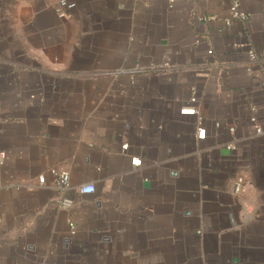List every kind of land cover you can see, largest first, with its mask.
<instances>
[{
	"label": "crops",
	"instance_id": "1",
	"mask_svg": "<svg viewBox=\"0 0 264 264\" xmlns=\"http://www.w3.org/2000/svg\"><path fill=\"white\" fill-rule=\"evenodd\" d=\"M59 1L0 0V264H264V0Z\"/></svg>",
	"mask_w": 264,
	"mask_h": 264
},
{
	"label": "built area",
	"instance_id": "2",
	"mask_svg": "<svg viewBox=\"0 0 264 264\" xmlns=\"http://www.w3.org/2000/svg\"><path fill=\"white\" fill-rule=\"evenodd\" d=\"M74 8H75V5L70 4V3L66 2L65 0H61L57 3L55 11L58 14V16L63 19L66 17L67 13L69 11L73 10ZM231 12H232L231 19H237V20H246L247 19L246 14L239 10L237 3L233 4ZM227 24H230V22L227 21ZM248 59H249V62L251 64L258 62V56L254 52V50H251L248 52ZM131 83L134 84L133 81ZM262 87L264 89V81L262 83ZM191 102L194 104L196 102V99L192 98ZM183 112L187 113V114H191V115L200 119V113L196 107L185 109ZM251 123L254 126V135L257 137L264 136V123L258 124L255 117L251 118ZM216 126H220V124L217 123ZM233 131H234V129L231 128L230 132H233ZM196 137H197V140L204 141L206 138V129L202 126L199 127L197 130V133H196ZM127 148H128L127 145L122 146L123 151L127 150ZM226 149L228 151H233L235 149V146L233 144H230L226 147ZM1 158H4V154H1ZM131 165L133 167H141L142 161L140 159H133L131 162ZM51 174L56 179V186L58 189H60L63 192H68L70 190V174L68 172H66V171H60L59 172L56 170H52ZM45 183H46L45 177L44 176L40 177L39 178V184L41 186H43V185H45ZM243 188H244L243 178L237 177L232 183L233 195L234 196L241 195V193L243 192ZM78 191L81 195H93V194H95L96 189L93 185H85V186L80 187ZM61 206L63 208H67V209L71 208L73 206V201L70 198L66 197L61 201ZM71 229L74 230V227L71 226Z\"/></svg>",
	"mask_w": 264,
	"mask_h": 264
}]
</instances>
